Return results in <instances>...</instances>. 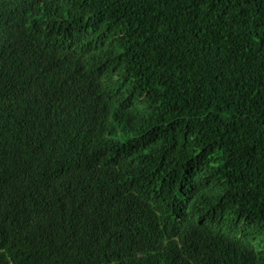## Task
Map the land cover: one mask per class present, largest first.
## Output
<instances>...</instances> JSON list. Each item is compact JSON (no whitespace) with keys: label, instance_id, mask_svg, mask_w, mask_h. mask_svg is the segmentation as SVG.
<instances>
[{"label":"trees","instance_id":"trees-1","mask_svg":"<svg viewBox=\"0 0 264 264\" xmlns=\"http://www.w3.org/2000/svg\"><path fill=\"white\" fill-rule=\"evenodd\" d=\"M0 264H264V0H0Z\"/></svg>","mask_w":264,"mask_h":264}]
</instances>
